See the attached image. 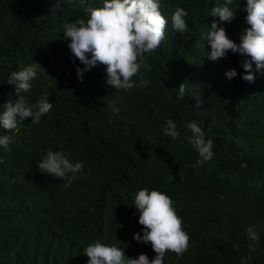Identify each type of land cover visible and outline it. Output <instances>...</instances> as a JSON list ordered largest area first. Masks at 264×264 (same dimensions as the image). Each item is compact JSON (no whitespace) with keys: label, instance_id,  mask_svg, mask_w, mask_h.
I'll list each match as a JSON object with an SVG mask.
<instances>
[{"label":"trees","instance_id":"trees-1","mask_svg":"<svg viewBox=\"0 0 264 264\" xmlns=\"http://www.w3.org/2000/svg\"><path fill=\"white\" fill-rule=\"evenodd\" d=\"M160 2L166 38L145 54L150 69L140 73L150 84L125 92L106 85L103 66L80 82L76 68L85 65L72 62L63 36L66 23L86 18L85 8L103 0L83 7L79 0H0V113L19 99L10 74L34 63L42 69L20 95L35 104L48 92L53 104L38 123L28 118L11 132L0 128L14 140L10 151L0 146V264H89L84 250L94 241L124 248L128 258L154 259L151 245L134 239L143 235L134 197L145 187L171 196L191 238L183 256L168 252L165 264H241L252 243L247 264H264V74L253 64L255 82L244 81L238 53L210 61L205 37L216 22L239 44L249 27L247 0L227 5L235 11L231 22L210 15L225 0ZM177 7L188 12L184 33L172 25ZM231 69L238 75L229 80ZM117 97L114 113L108 105ZM169 119L179 139L164 134ZM192 121L214 145L213 158L199 167L185 139ZM49 149L83 162L70 187L39 170ZM252 226L257 241L246 231Z\"/></svg>","mask_w":264,"mask_h":264},{"label":"clouds","instance_id":"clouds-1","mask_svg":"<svg viewBox=\"0 0 264 264\" xmlns=\"http://www.w3.org/2000/svg\"><path fill=\"white\" fill-rule=\"evenodd\" d=\"M234 0H225V6L214 7L210 15L218 17L220 22H231L235 18V11L227 5ZM83 7L87 0H79ZM86 18L76 19L75 22L63 26L65 40H70L68 47L84 68L77 67V78L83 82L86 72L97 66L106 69V85L112 89L125 92L140 87H147L150 81L145 79L141 69H150L146 61L147 53L154 52L164 41L167 33L168 19L161 10L160 0H103L101 7H86ZM246 23L249 25L240 36V43L230 39L225 28L213 22L205 34L210 44L211 52L208 59L218 62L224 59L229 52L239 54L245 59L241 67L245 71L244 81L254 83L253 64L256 71L264 74V0H247ZM188 12L177 7L172 14V25L176 32L184 33L188 29L186 17ZM90 57V58H89ZM39 64L34 63L14 71L8 78V84L15 86L19 99L2 105L0 113V128L11 132L18 129L25 120L32 118V123H38L42 116L48 114L53 104L49 102L50 93L45 92L35 103H30L26 97L20 95L32 88V81L37 78ZM235 69L227 70L225 76L231 80L237 77ZM139 77V80H135ZM177 98L183 99L185 87L181 85ZM119 97L111 101L108 107L118 113L116 104ZM191 136L185 139L195 148L200 159L193 167L202 166L213 156V141L205 138V132L199 122L192 121L187 124ZM164 134L173 140L179 139L181 133L177 124L169 119L166 122ZM14 142L10 135H0V146L11 150L9 145ZM3 161L0 160V163ZM43 173L66 181L65 187H70L73 180L79 179L84 164L82 161L73 162L70 156L63 151L49 149L47 155L38 164ZM69 174H72L69 176ZM135 208L139 212V224L143 227V235L136 233L134 239L143 244H150L156 253L154 259L146 254L138 258H128L124 248L116 245H106L99 241L89 244L84 255L89 258V264H165V256L172 252L178 256L190 247V236L183 228V218L175 208V201L167 193L158 190H149L147 187L137 191L134 197ZM251 241L260 239L254 226L247 228ZM247 258H241V264H247L256 252V244L249 245Z\"/></svg>","mask_w":264,"mask_h":264}]
</instances>
